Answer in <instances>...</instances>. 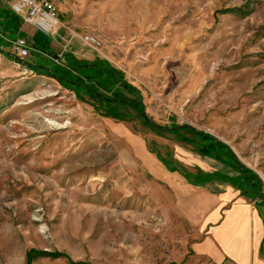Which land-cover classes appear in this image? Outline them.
<instances>
[{
  "label": "rangeland",
  "instance_id": "rangeland-1",
  "mask_svg": "<svg viewBox=\"0 0 264 264\" xmlns=\"http://www.w3.org/2000/svg\"><path fill=\"white\" fill-rule=\"evenodd\" d=\"M55 3L60 25L43 63L61 54L65 64L66 53L107 60L139 90L148 118L169 129L130 111L102 115L0 52V264H189L198 232L185 194L148 160L178 180L162 160L211 171L216 160L170 131L191 126L233 150L264 200V0ZM21 30L33 49L22 60L33 63L36 30ZM86 33L102 47L84 44ZM2 49L16 57L11 43Z\"/></svg>",
  "mask_w": 264,
  "mask_h": 264
},
{
  "label": "trees",
  "instance_id": "trees-1",
  "mask_svg": "<svg viewBox=\"0 0 264 264\" xmlns=\"http://www.w3.org/2000/svg\"><path fill=\"white\" fill-rule=\"evenodd\" d=\"M21 26L22 21L19 16L7 6H0L1 53L9 55L31 70L41 71L44 75L52 77L65 88L74 90L80 100L87 98L86 100L102 115L123 120L131 117L130 111L146 125L157 129H169L156 126L148 118L141 102L139 90L126 81L122 71L112 66L105 59L97 57L93 60H79L71 53H66L65 64L59 65L48 60L46 65L43 63L39 52L49 51L50 40L38 31L32 36L33 48L38 51L34 52L36 57L33 63L25 62L4 52L2 47L8 42L3 39V36L10 39L24 36L20 30ZM179 130L189 135L187 137L182 136V139L191 145L194 151L201 156L216 160L221 168L211 172L197 168L192 172L184 167L179 170L166 160H162L170 171H178L192 185L204 186L214 182L231 184L240 189L246 196L250 193L263 198L255 174L238 160L233 150L226 143L191 126L180 125L170 128L172 132Z\"/></svg>",
  "mask_w": 264,
  "mask_h": 264
},
{
  "label": "crops",
  "instance_id": "crops-1",
  "mask_svg": "<svg viewBox=\"0 0 264 264\" xmlns=\"http://www.w3.org/2000/svg\"><path fill=\"white\" fill-rule=\"evenodd\" d=\"M0 6L7 5L0 0ZM148 163L155 177L185 194L184 214L198 232L189 245V264H264V200L248 197L231 184L212 183L217 190L192 185L182 175L183 180L168 176L159 163ZM220 168L217 163L211 171Z\"/></svg>",
  "mask_w": 264,
  "mask_h": 264
},
{
  "label": "built area",
  "instance_id": "built-area-1",
  "mask_svg": "<svg viewBox=\"0 0 264 264\" xmlns=\"http://www.w3.org/2000/svg\"><path fill=\"white\" fill-rule=\"evenodd\" d=\"M8 8H10L17 16L21 18L23 25H29L34 30L42 33L45 36L54 35L60 25L58 11L55 0H2ZM3 39L9 44L11 43L12 50L16 57L24 59L30 55L33 50L26 38L18 36L15 39ZM84 44L94 50L102 47L101 41L93 34L86 33L82 36ZM67 45V43H66ZM54 61L59 64H64L62 55L54 57Z\"/></svg>",
  "mask_w": 264,
  "mask_h": 264
}]
</instances>
